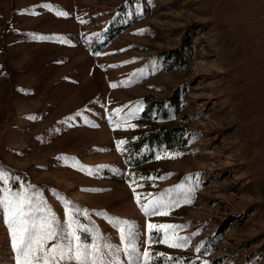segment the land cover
<instances>
[{
	"label": "rangeland",
	"instance_id": "obj_1",
	"mask_svg": "<svg viewBox=\"0 0 264 264\" xmlns=\"http://www.w3.org/2000/svg\"><path fill=\"white\" fill-rule=\"evenodd\" d=\"M150 125L185 142L135 152ZM0 170V197L119 246L116 264L125 221L138 264H264V0H0ZM0 264H16L2 209Z\"/></svg>",
	"mask_w": 264,
	"mask_h": 264
},
{
	"label": "snow or ice",
	"instance_id": "obj_2",
	"mask_svg": "<svg viewBox=\"0 0 264 264\" xmlns=\"http://www.w3.org/2000/svg\"><path fill=\"white\" fill-rule=\"evenodd\" d=\"M67 15V13H59ZM41 39H45L41 37ZM115 87V85H113ZM123 143V141L119 142ZM159 158V157H158ZM83 170V169H81ZM5 173L0 170V180H4ZM194 189H188L193 192ZM190 202V199L189 201ZM137 203L146 216L167 215L165 208L171 205L162 198L152 199L147 204H141L137 197ZM33 200L20 193H9L0 197V209L3 210L5 223L11 237L12 248L15 252L16 264H116V254L121 251L119 246L110 243L98 244L93 240L92 244L83 242L86 237L78 234V229L73 228V222L69 221L67 231H64L55 220L54 216L38 217L33 211ZM37 211H39V206ZM179 225H153L148 228L171 229L175 231ZM87 231V229H84ZM120 241L123 244V252L128 256L129 264H138L137 245L135 242L134 226L125 221L118 228ZM169 233L165 232V240L169 247H182L186 238H180V242L168 239ZM56 241L48 246V241ZM66 241V243H65ZM144 264H149L148 252H144Z\"/></svg>",
	"mask_w": 264,
	"mask_h": 264
},
{
	"label": "trees",
	"instance_id": "obj_3",
	"mask_svg": "<svg viewBox=\"0 0 264 264\" xmlns=\"http://www.w3.org/2000/svg\"><path fill=\"white\" fill-rule=\"evenodd\" d=\"M175 54V53H174ZM176 58L179 57V52H176ZM179 88H174L171 94L167 97V101L169 105L177 108L179 105ZM146 109L143 112L144 117L151 118V114L156 115L157 111L160 110L162 104L160 101H150L149 99H145ZM151 126V125H150ZM148 127L147 130H144L142 133L137 135L136 141L131 143L133 150L135 152L139 151L142 146H147L149 148L153 146L163 145L166 148H173L176 146H180L185 142L183 136V126L175 125L169 128H157L151 126ZM195 257H182L177 264H220V257H213L211 260L208 259L206 253L203 250L195 251Z\"/></svg>",
	"mask_w": 264,
	"mask_h": 264
}]
</instances>
